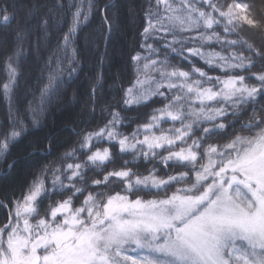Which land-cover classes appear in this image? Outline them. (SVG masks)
I'll list each match as a JSON object with an SVG mask.
<instances>
[{
    "label": "trees",
    "instance_id": "trees-1",
    "mask_svg": "<svg viewBox=\"0 0 264 264\" xmlns=\"http://www.w3.org/2000/svg\"><path fill=\"white\" fill-rule=\"evenodd\" d=\"M262 141L264 0H0V264L22 222L38 238L68 206L99 232L114 199H200ZM230 195L255 209L241 183ZM166 237L111 263L196 264ZM220 249L252 264L241 238Z\"/></svg>",
    "mask_w": 264,
    "mask_h": 264
},
{
    "label": "rangeland",
    "instance_id": "rangeland-1",
    "mask_svg": "<svg viewBox=\"0 0 264 264\" xmlns=\"http://www.w3.org/2000/svg\"><path fill=\"white\" fill-rule=\"evenodd\" d=\"M224 88L220 97H232L236 81ZM200 97L202 102L220 98L209 93ZM218 174L225 176L200 199L160 203L114 199L106 210L107 227L99 232L79 231V220L68 206L55 213L63 216V225L38 238H33L30 224L22 222L1 256L2 264H112L127 242H138L145 235L155 241L160 234L167 235L161 247L164 252L196 264H228L220 246L237 238L252 247V264H264V254L260 255L264 250V141ZM236 183L251 192L256 204L253 211L242 209L231 198L230 189ZM27 211L30 205H24L20 213ZM42 251H46L43 256ZM237 251L233 244L228 254L234 258Z\"/></svg>",
    "mask_w": 264,
    "mask_h": 264
}]
</instances>
